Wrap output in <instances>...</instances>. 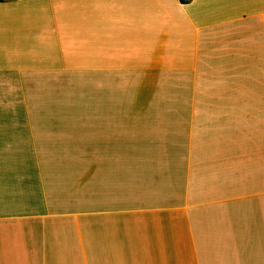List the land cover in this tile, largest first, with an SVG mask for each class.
<instances>
[{
	"label": "crops",
	"instance_id": "crops-1",
	"mask_svg": "<svg viewBox=\"0 0 264 264\" xmlns=\"http://www.w3.org/2000/svg\"><path fill=\"white\" fill-rule=\"evenodd\" d=\"M0 264H264V0L0 1Z\"/></svg>",
	"mask_w": 264,
	"mask_h": 264
},
{
	"label": "trees",
	"instance_id": "trees-1",
	"mask_svg": "<svg viewBox=\"0 0 264 264\" xmlns=\"http://www.w3.org/2000/svg\"><path fill=\"white\" fill-rule=\"evenodd\" d=\"M0 1H4V0H0ZM190 0H180L181 3L185 4L187 2H189Z\"/></svg>",
	"mask_w": 264,
	"mask_h": 264
}]
</instances>
